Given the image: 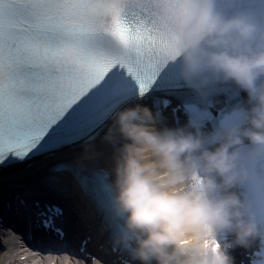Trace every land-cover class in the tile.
<instances>
[{"label": "clouds", "instance_id": "clouds-1", "mask_svg": "<svg viewBox=\"0 0 264 264\" xmlns=\"http://www.w3.org/2000/svg\"><path fill=\"white\" fill-rule=\"evenodd\" d=\"M162 32L182 60L186 81H234L252 106L246 125L217 133L218 143L185 127H159L147 105L119 108L103 139L114 148L115 179L105 211L119 225L113 244L126 264H236L232 251L264 243L251 201L238 186L249 176L245 139L264 147V20L240 12L225 16L215 0H165ZM129 23V22H128ZM132 27L133 35L135 26ZM143 53L147 41L119 40ZM215 139V138H213ZM230 237V238H229Z\"/></svg>", "mask_w": 264, "mask_h": 264}, {"label": "snow or ice", "instance_id": "snow-or-ice-1", "mask_svg": "<svg viewBox=\"0 0 264 264\" xmlns=\"http://www.w3.org/2000/svg\"><path fill=\"white\" fill-rule=\"evenodd\" d=\"M121 13V0H0V169L82 139L119 106L155 91L170 76L178 59L174 42L161 35L156 43L152 35L162 32L163 11L157 8L151 25L135 24L134 35ZM105 17L119 40L147 41L148 49L136 51L135 59L96 54L88 41ZM69 170L59 163L50 171ZM92 183L106 205V175H94ZM19 203L27 208L23 199ZM35 206L43 227L62 237L54 224L61 209ZM110 225L119 230L115 221ZM247 264H264V243L248 253Z\"/></svg>", "mask_w": 264, "mask_h": 264}, {"label": "bare ground", "instance_id": "bare-ground-1", "mask_svg": "<svg viewBox=\"0 0 264 264\" xmlns=\"http://www.w3.org/2000/svg\"><path fill=\"white\" fill-rule=\"evenodd\" d=\"M201 121V120H200ZM212 139V138H210ZM216 143H212L215 145ZM81 161L86 165H91L99 162L102 166L108 167L113 172V178L115 177L114 167V153L112 151V145L108 144L106 141H97L94 145H89L81 151ZM98 157H101L98 158ZM98 159V160H97ZM24 165H19L16 168H9L0 172V193L13 191L19 187L25 188L28 187L33 191L44 190L47 191L48 196H55L53 193L52 186L47 182V172L45 169L40 168L38 165L31 169H23ZM115 179V178H114ZM45 182V184L43 183ZM81 204V201H80ZM79 222L82 228H87L89 230L93 227L94 219L91 215V208L87 205H82L79 209ZM94 238H99L97 232L92 235ZM15 255L13 251L8 255L5 253H0V264H7L10 261L11 264H15L13 259Z\"/></svg>", "mask_w": 264, "mask_h": 264}]
</instances>
